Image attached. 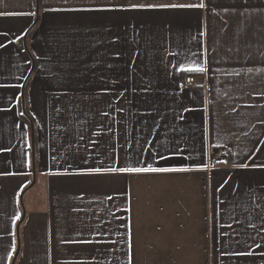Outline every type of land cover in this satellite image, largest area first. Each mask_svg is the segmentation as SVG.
I'll use <instances>...</instances> for the list:
<instances>
[{
	"label": "crops",
	"instance_id": "0c3cea01",
	"mask_svg": "<svg viewBox=\"0 0 264 264\" xmlns=\"http://www.w3.org/2000/svg\"><path fill=\"white\" fill-rule=\"evenodd\" d=\"M0 264H264V0H0Z\"/></svg>",
	"mask_w": 264,
	"mask_h": 264
},
{
	"label": "built area",
	"instance_id": "2783aa9c",
	"mask_svg": "<svg viewBox=\"0 0 264 264\" xmlns=\"http://www.w3.org/2000/svg\"><path fill=\"white\" fill-rule=\"evenodd\" d=\"M181 85L183 87H189V88H194V87H208V83L207 80H205V78L201 77L198 78L196 76L193 75H185L182 78L181 81ZM227 150L224 148L218 149V153L220 155H224L226 154ZM218 161V157H214L209 159V165L210 166H214L216 164V162Z\"/></svg>",
	"mask_w": 264,
	"mask_h": 264
},
{
	"label": "trees",
	"instance_id": "16d2710c",
	"mask_svg": "<svg viewBox=\"0 0 264 264\" xmlns=\"http://www.w3.org/2000/svg\"><path fill=\"white\" fill-rule=\"evenodd\" d=\"M38 1V0H37ZM36 0H35V2H37ZM37 22H38V17H36V20H35V22H34V24L32 25V27L29 29V31H28V33H27V35H26V40H25V42H24V47L25 48H27V39L29 38V35L35 30V27H36V25H37ZM34 69H35V65H34V61H33V67H32V70H31V74H30V76L32 75V73L34 72ZM29 76V77H30ZM23 117H25V119H28V120H30L29 119V117H28V115H27V109H26V106H25V104L23 103ZM33 131H32V129H31V140L33 139ZM33 142V141H32ZM32 145V144H31ZM31 148H32V146H31Z\"/></svg>",
	"mask_w": 264,
	"mask_h": 264
},
{
	"label": "water",
	"instance_id": "95a60500",
	"mask_svg": "<svg viewBox=\"0 0 264 264\" xmlns=\"http://www.w3.org/2000/svg\"><path fill=\"white\" fill-rule=\"evenodd\" d=\"M36 20V19H35ZM33 184V183H32Z\"/></svg>",
	"mask_w": 264,
	"mask_h": 264
},
{
	"label": "rangeland",
	"instance_id": "374dc122",
	"mask_svg": "<svg viewBox=\"0 0 264 264\" xmlns=\"http://www.w3.org/2000/svg\"><path fill=\"white\" fill-rule=\"evenodd\" d=\"M37 1V0H36Z\"/></svg>",
	"mask_w": 264,
	"mask_h": 264
}]
</instances>
